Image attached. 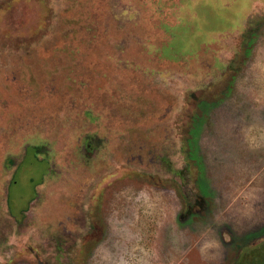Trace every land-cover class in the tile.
Here are the masks:
<instances>
[{
  "label": "rangeland",
  "instance_id": "374dc122",
  "mask_svg": "<svg viewBox=\"0 0 264 264\" xmlns=\"http://www.w3.org/2000/svg\"><path fill=\"white\" fill-rule=\"evenodd\" d=\"M263 242L264 0H0V264Z\"/></svg>",
  "mask_w": 264,
  "mask_h": 264
},
{
  "label": "trees",
  "instance_id": "16d2710c",
  "mask_svg": "<svg viewBox=\"0 0 264 264\" xmlns=\"http://www.w3.org/2000/svg\"><path fill=\"white\" fill-rule=\"evenodd\" d=\"M257 248L255 250L251 251L252 253L255 252V255L248 261L245 259L243 264H264V242L262 244H260L259 247H257ZM258 250H260V252ZM244 258H245V256H244Z\"/></svg>",
  "mask_w": 264,
  "mask_h": 264
}]
</instances>
